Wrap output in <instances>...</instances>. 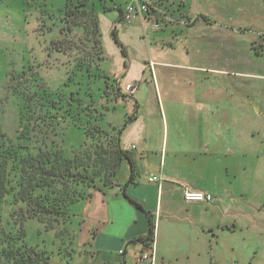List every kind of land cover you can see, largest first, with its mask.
<instances>
[{
	"label": "crops",
	"instance_id": "obj_1",
	"mask_svg": "<svg viewBox=\"0 0 264 264\" xmlns=\"http://www.w3.org/2000/svg\"><path fill=\"white\" fill-rule=\"evenodd\" d=\"M137 4L150 12L127 21ZM102 8L108 73L125 95V84L139 82L133 97H119L122 145L136 166L126 194L154 236L148 215L122 194L124 164L120 186L77 203L84 233L69 264H137L152 246L154 264H264V0H103ZM186 190L214 201L188 203Z\"/></svg>",
	"mask_w": 264,
	"mask_h": 264
},
{
	"label": "trees",
	"instance_id": "obj_2",
	"mask_svg": "<svg viewBox=\"0 0 264 264\" xmlns=\"http://www.w3.org/2000/svg\"><path fill=\"white\" fill-rule=\"evenodd\" d=\"M56 17L59 32L51 42L52 50L61 58L78 60L87 67L86 72L89 67L99 70L107 58L94 6L89 0H66V9ZM254 49L261 51L257 46ZM91 77L93 88L100 90L102 77ZM115 81L116 92L110 93L113 98L129 97ZM58 93L11 92L17 104L13 134L0 122V264H54L50 253L28 244L27 223L36 220L56 234L58 226L66 230L71 216L68 208L89 199L94 191L120 186L118 176L124 164L129 166L130 176L122 194L145 212L126 194V187L135 182L136 166L122 145L124 124L117 126L107 120L108 110L102 102L108 96L90 92V110L85 115L88 126H83L79 117L72 119L73 110L67 109L74 97ZM70 125L81 127L86 138L72 155L65 147ZM148 219V238L152 239L154 223L149 215Z\"/></svg>",
	"mask_w": 264,
	"mask_h": 264
},
{
	"label": "rangeland",
	"instance_id": "obj_3",
	"mask_svg": "<svg viewBox=\"0 0 264 264\" xmlns=\"http://www.w3.org/2000/svg\"><path fill=\"white\" fill-rule=\"evenodd\" d=\"M91 4L97 13L103 9L100 0H89ZM65 9L66 0H0V122L9 134H13L17 126V104L11 92H65V96L74 97L67 105V109L73 110L72 119L77 121L79 117L84 122L83 126H88V117L85 115L90 110V92H104L108 97H104L102 105L108 110V122L119 126L128 119L124 116L122 100L109 98L116 77L108 73L106 60L99 70L89 67L88 73L87 67L78 60L61 58L52 50L51 42L59 32L56 16ZM107 37L102 32V41ZM105 54L110 60L108 50ZM92 74L102 77L98 82L100 90L93 88ZM65 140L68 155H72L71 151L80 148L86 138L81 127L70 125ZM115 189L94 191L89 198L96 192L108 193ZM77 203L68 208L71 216L66 224L67 229L63 225L58 226V234L56 231H47L44 224L36 220L27 223L28 244L50 253L54 264H69L76 251L75 243L83 237L84 214Z\"/></svg>",
	"mask_w": 264,
	"mask_h": 264
},
{
	"label": "built area",
	"instance_id": "obj_4",
	"mask_svg": "<svg viewBox=\"0 0 264 264\" xmlns=\"http://www.w3.org/2000/svg\"><path fill=\"white\" fill-rule=\"evenodd\" d=\"M150 8L147 4L145 5H131L126 12L125 19L127 21H131L133 16H136L137 14H144V13H149ZM139 82L134 81L130 82L124 85V91L129 97H133L138 89ZM161 180V178H158L156 176H151L149 181L150 182H158ZM184 200L188 203H211L214 201V197L212 194L208 193H203V192H198V191H191V190H186L184 192ZM153 248V252L150 251V248L141 252L140 255L137 256L136 258V263L137 264H154L155 260V247L152 246L151 249ZM120 253H123L121 251Z\"/></svg>",
	"mask_w": 264,
	"mask_h": 264
}]
</instances>
